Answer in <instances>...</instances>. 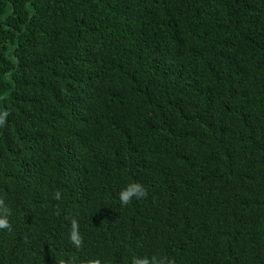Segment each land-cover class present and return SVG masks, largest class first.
I'll return each mask as SVG.
<instances>
[{
	"label": "trees",
	"instance_id": "obj_1",
	"mask_svg": "<svg viewBox=\"0 0 264 264\" xmlns=\"http://www.w3.org/2000/svg\"><path fill=\"white\" fill-rule=\"evenodd\" d=\"M5 208L0 264H264V0H0Z\"/></svg>",
	"mask_w": 264,
	"mask_h": 264
},
{
	"label": "clouds",
	"instance_id": "obj_2",
	"mask_svg": "<svg viewBox=\"0 0 264 264\" xmlns=\"http://www.w3.org/2000/svg\"><path fill=\"white\" fill-rule=\"evenodd\" d=\"M146 190L144 186L140 183L130 182L128 183L119 193L120 202L122 205H126L130 203L133 199L139 200L146 196ZM59 192L56 193V198L59 199ZM9 212L5 208L3 209V214H0V229H11V225L8 220ZM70 240L77 247L81 245V238L78 233V226L76 222L73 220L71 232H70ZM88 264H100L98 260L89 261ZM134 264H149L148 260H136ZM153 264H155V260H153Z\"/></svg>",
	"mask_w": 264,
	"mask_h": 264
}]
</instances>
